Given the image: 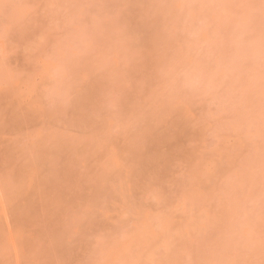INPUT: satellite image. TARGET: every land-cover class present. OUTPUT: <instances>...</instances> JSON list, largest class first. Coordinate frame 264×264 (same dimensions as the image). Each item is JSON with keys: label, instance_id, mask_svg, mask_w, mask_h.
I'll use <instances>...</instances> for the list:
<instances>
[{"label": "rangeland", "instance_id": "1", "mask_svg": "<svg viewBox=\"0 0 264 264\" xmlns=\"http://www.w3.org/2000/svg\"><path fill=\"white\" fill-rule=\"evenodd\" d=\"M0 264H264V0H0Z\"/></svg>", "mask_w": 264, "mask_h": 264}]
</instances>
